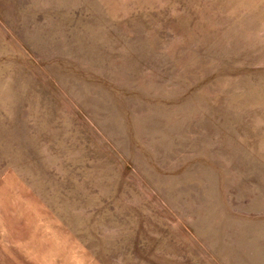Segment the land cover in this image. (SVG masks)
Returning <instances> with one entry per match:
<instances>
[{
	"label": "rangeland",
	"instance_id": "1",
	"mask_svg": "<svg viewBox=\"0 0 264 264\" xmlns=\"http://www.w3.org/2000/svg\"><path fill=\"white\" fill-rule=\"evenodd\" d=\"M0 264H264V0H0Z\"/></svg>",
	"mask_w": 264,
	"mask_h": 264
}]
</instances>
